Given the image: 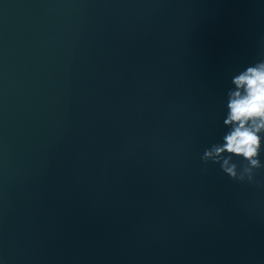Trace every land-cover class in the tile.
Masks as SVG:
<instances>
[{"label": "water", "instance_id": "95a60500", "mask_svg": "<svg viewBox=\"0 0 264 264\" xmlns=\"http://www.w3.org/2000/svg\"><path fill=\"white\" fill-rule=\"evenodd\" d=\"M260 59L264 0H0V264H264V168L201 160Z\"/></svg>", "mask_w": 264, "mask_h": 264}, {"label": "clouds", "instance_id": "9594fccd", "mask_svg": "<svg viewBox=\"0 0 264 264\" xmlns=\"http://www.w3.org/2000/svg\"><path fill=\"white\" fill-rule=\"evenodd\" d=\"M231 84L223 119L228 130L222 142L204 150L201 160L219 164L234 181L251 183L255 173L264 168L260 159L264 153V59L233 75Z\"/></svg>", "mask_w": 264, "mask_h": 264}]
</instances>
